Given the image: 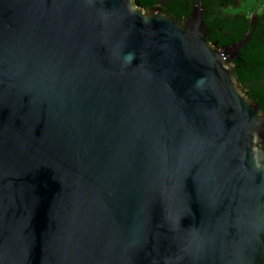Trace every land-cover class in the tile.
<instances>
[{"label": "water", "instance_id": "1", "mask_svg": "<svg viewBox=\"0 0 264 264\" xmlns=\"http://www.w3.org/2000/svg\"><path fill=\"white\" fill-rule=\"evenodd\" d=\"M204 15L0 0V264H264L252 34Z\"/></svg>", "mask_w": 264, "mask_h": 264}, {"label": "trees", "instance_id": "2", "mask_svg": "<svg viewBox=\"0 0 264 264\" xmlns=\"http://www.w3.org/2000/svg\"><path fill=\"white\" fill-rule=\"evenodd\" d=\"M248 0H201L205 9L211 44H233L252 36L233 60L236 77L241 86L264 109V10L249 16L243 10ZM259 1V0H256ZM143 9L160 7L184 21L192 12L196 0H134ZM235 8L236 12L230 9Z\"/></svg>", "mask_w": 264, "mask_h": 264}, {"label": "rangeland", "instance_id": "3", "mask_svg": "<svg viewBox=\"0 0 264 264\" xmlns=\"http://www.w3.org/2000/svg\"><path fill=\"white\" fill-rule=\"evenodd\" d=\"M231 12H236L235 8L230 9ZM243 10H245L249 16L256 15V12H262L264 10V0H248L244 2Z\"/></svg>", "mask_w": 264, "mask_h": 264}]
</instances>
